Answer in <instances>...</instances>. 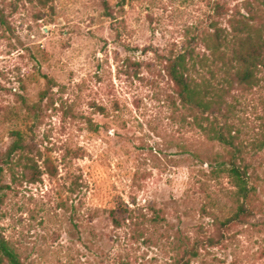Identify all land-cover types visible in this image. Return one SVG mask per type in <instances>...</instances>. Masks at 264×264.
Masks as SVG:
<instances>
[{
    "label": "rangeland",
    "instance_id": "374dc122",
    "mask_svg": "<svg viewBox=\"0 0 264 264\" xmlns=\"http://www.w3.org/2000/svg\"><path fill=\"white\" fill-rule=\"evenodd\" d=\"M243 1L0 0V151L18 130L36 162L6 174L0 207L23 264H172L195 242L189 264H264V81L224 107L253 187L251 216L224 227L229 146L164 70L213 19L227 26L216 3Z\"/></svg>",
    "mask_w": 264,
    "mask_h": 264
},
{
    "label": "trees",
    "instance_id": "16d2710c",
    "mask_svg": "<svg viewBox=\"0 0 264 264\" xmlns=\"http://www.w3.org/2000/svg\"><path fill=\"white\" fill-rule=\"evenodd\" d=\"M102 2L107 6V0ZM222 8L221 4L216 3V13L228 15L227 26L219 25L213 19L207 29H202L191 38V42L202 49L196 51L190 42L179 52H171L164 56V70L181 104L199 111L211 123L215 122L216 128H212L215 138L224 146H229L227 157L220 160L216 168L218 172L227 173L237 188L235 211L219 222L220 226L228 227L230 224L244 223L251 216L252 210L247 206V200L253 187L249 186L247 173L251 161L243 156L242 144L230 140L232 136L227 118L231 108L224 107L228 106V98L233 90L252 89L260 80L264 81V0H244L241 6L228 10L230 13L222 12ZM209 114H214L213 120ZM217 115L224 116V122H217ZM11 136L12 142L5 151H0V207L4 202V190L10 188L4 182L6 174H10L14 182L25 172L17 169L29 170L36 165L23 134L15 130ZM254 147H264V133ZM214 240L213 236L208 237L212 245ZM197 246L195 242L172 264H189L190 255L197 253ZM0 264H23L1 229Z\"/></svg>",
    "mask_w": 264,
    "mask_h": 264
}]
</instances>
